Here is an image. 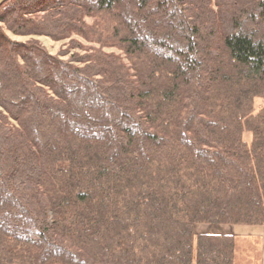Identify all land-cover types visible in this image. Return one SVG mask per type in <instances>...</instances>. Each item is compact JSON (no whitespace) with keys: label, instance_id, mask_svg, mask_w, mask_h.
Masks as SVG:
<instances>
[{"label":"trees","instance_id":"16d2710c","mask_svg":"<svg viewBox=\"0 0 264 264\" xmlns=\"http://www.w3.org/2000/svg\"><path fill=\"white\" fill-rule=\"evenodd\" d=\"M98 13L124 59L5 33ZM198 223L264 225V0L2 3L0 264H233Z\"/></svg>","mask_w":264,"mask_h":264},{"label":"rangeland","instance_id":"374dc122","mask_svg":"<svg viewBox=\"0 0 264 264\" xmlns=\"http://www.w3.org/2000/svg\"><path fill=\"white\" fill-rule=\"evenodd\" d=\"M83 30L66 38L53 40L44 35L18 36L5 30L6 35L19 42L37 40L51 55L67 60L72 55L89 56L95 50L120 56L123 54L115 38L112 37L114 20L107 14L98 13L83 18ZM263 105L255 99L256 110ZM232 234L234 237L235 264H264V225H232L198 223L194 226L197 234ZM233 253V254H234Z\"/></svg>","mask_w":264,"mask_h":264},{"label":"crops","instance_id":"0c3cea01","mask_svg":"<svg viewBox=\"0 0 264 264\" xmlns=\"http://www.w3.org/2000/svg\"><path fill=\"white\" fill-rule=\"evenodd\" d=\"M233 264H235V253L233 254Z\"/></svg>","mask_w":264,"mask_h":264},{"label":"water","instance_id":"95a60500","mask_svg":"<svg viewBox=\"0 0 264 264\" xmlns=\"http://www.w3.org/2000/svg\"><path fill=\"white\" fill-rule=\"evenodd\" d=\"M6 0H0V5L2 4V3H4Z\"/></svg>","mask_w":264,"mask_h":264}]
</instances>
